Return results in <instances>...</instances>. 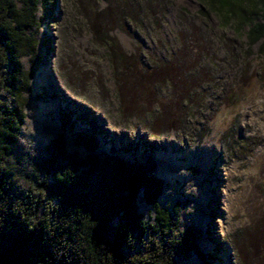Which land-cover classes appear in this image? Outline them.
Listing matches in <instances>:
<instances>
[{
    "label": "rangeland",
    "instance_id": "rangeland-1",
    "mask_svg": "<svg viewBox=\"0 0 264 264\" xmlns=\"http://www.w3.org/2000/svg\"><path fill=\"white\" fill-rule=\"evenodd\" d=\"M121 2L41 5L44 20L31 30L35 55L20 60L33 77L11 156L12 194L51 182L44 160L58 140L89 164L110 158L151 163L164 182L159 206L171 212L178 205V231H199L206 256L205 262L176 256L174 264H264V59L258 45L248 46L247 27L238 33L215 14L200 15L199 0H153L157 19L144 24L125 23ZM106 9L117 16L106 29L135 60L117 66L93 44L86 15ZM80 134L94 139V154L77 145ZM168 143L177 151L145 150ZM168 159L170 169L157 167L155 161ZM137 206L144 222L155 224V211L141 195Z\"/></svg>",
    "mask_w": 264,
    "mask_h": 264
},
{
    "label": "trees",
    "instance_id": "trees-1",
    "mask_svg": "<svg viewBox=\"0 0 264 264\" xmlns=\"http://www.w3.org/2000/svg\"><path fill=\"white\" fill-rule=\"evenodd\" d=\"M49 1L0 0V264H174L176 256L191 254L205 262L199 231H178V205L171 212L159 206L164 182L155 176L154 164L117 158L89 164L68 154L58 140L48 145L44 160L51 182L38 181L24 193L12 194L11 156L24 121L23 93L30 91L33 77L20 60L35 55L37 40L31 30L44 20L39 9ZM199 2L200 15L215 14L238 33L247 27L248 46L258 45L264 59V0ZM120 4L125 23L157 19L153 0ZM116 17L109 9L86 15L93 44L118 66L135 59L126 57L106 29ZM76 143L91 155L97 150L92 137L80 134ZM138 195L153 207L155 224L144 222ZM137 244L141 248L135 251Z\"/></svg>",
    "mask_w": 264,
    "mask_h": 264
},
{
    "label": "bare ground",
    "instance_id": "bare-ground-1",
    "mask_svg": "<svg viewBox=\"0 0 264 264\" xmlns=\"http://www.w3.org/2000/svg\"><path fill=\"white\" fill-rule=\"evenodd\" d=\"M145 150H148L149 152H155L156 150H160V151H169V153L171 152H174V151H177V149L173 146V145H170L169 143L168 144H157L156 146H149V148L145 149ZM151 154V153H150ZM203 154V152H202ZM210 155V150L207 151L206 153V157L204 158V156L202 155L201 157L204 159V161L209 157ZM156 164H162V166L164 168H168L170 169L172 167V163H173V160L171 159H168L167 161L165 160V162H161L160 160H157L155 161ZM158 164H157V167H158Z\"/></svg>",
    "mask_w": 264,
    "mask_h": 264
}]
</instances>
